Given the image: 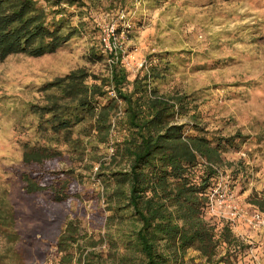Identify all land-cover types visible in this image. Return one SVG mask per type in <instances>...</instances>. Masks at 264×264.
Wrapping results in <instances>:
<instances>
[{
  "label": "trees",
  "instance_id": "1",
  "mask_svg": "<svg viewBox=\"0 0 264 264\" xmlns=\"http://www.w3.org/2000/svg\"><path fill=\"white\" fill-rule=\"evenodd\" d=\"M94 1L0 0V63L55 53L82 32L66 7ZM105 57L91 48L86 59ZM107 57L106 76L75 69L43 85L41 104H28L36 140L21 145L17 197L0 191V264H43L51 247L56 264H181L189 250L200 264H238L251 244L207 210L221 172L236 174L223 155L243 137L211 136L194 116L180 121L188 97L160 92L170 73L166 57H149L132 81L114 52ZM111 141L112 154L99 157ZM82 171L99 184L102 256L69 218L71 203L85 194ZM251 204L264 211V198Z\"/></svg>",
  "mask_w": 264,
  "mask_h": 264
},
{
  "label": "rangeland",
  "instance_id": "2",
  "mask_svg": "<svg viewBox=\"0 0 264 264\" xmlns=\"http://www.w3.org/2000/svg\"><path fill=\"white\" fill-rule=\"evenodd\" d=\"M86 4L80 9L66 7L75 15L73 25L83 22L82 32L55 53L40 58L13 55L0 63V191L8 190L13 197L19 193L21 145L36 140L38 123L27 106L42 103L43 85L78 68L106 76L109 52L120 58L132 81L141 62L164 56L171 67L160 92L188 97L187 113L180 121L189 122L194 116L211 136L243 137L223 155L239 175L227 169L218 180L233 199L207 215L234 220V234L251 244L238 264H264V228L252 230L239 217L240 210L264 213L251 204L253 198H264V0H124L121 4L96 0ZM105 37L110 39L111 51L102 41ZM91 48L102 51L105 60L89 63ZM112 143L99 146L98 156H109ZM82 172L88 177L85 194L81 202L71 203L69 218L79 222L86 244L96 243L94 252L102 256L107 247L98 240L104 234L106 214L96 199L99 184ZM45 253L43 264H56L54 248ZM200 262L197 253L189 250L181 264Z\"/></svg>",
  "mask_w": 264,
  "mask_h": 264
},
{
  "label": "built area",
  "instance_id": "3",
  "mask_svg": "<svg viewBox=\"0 0 264 264\" xmlns=\"http://www.w3.org/2000/svg\"><path fill=\"white\" fill-rule=\"evenodd\" d=\"M109 40H110L109 37H105L102 39L105 47L111 51V47L109 45ZM144 65H146L145 60L139 64V68H142ZM110 94L114 95V94H112V92ZM109 152H110V155L113 152V149L111 147L109 148ZM94 170L96 171V168H94ZM225 188H227V186L222 185L219 182L216 185V187L212 190V192L209 196L210 202H209L207 214H209L211 211H213L216 207L221 208L220 206L224 205L226 202L232 201L233 196L231 195L230 192H228V191L226 192ZM236 214H239V211L236 212ZM239 217L252 230H260V229L264 228V213H262V212H259L257 210H253L252 212L248 213L247 211L240 210ZM225 221L230 222V224L232 226L234 225V223H233L234 220H232V219H228V220L225 219Z\"/></svg>",
  "mask_w": 264,
  "mask_h": 264
},
{
  "label": "crops",
  "instance_id": "4",
  "mask_svg": "<svg viewBox=\"0 0 264 264\" xmlns=\"http://www.w3.org/2000/svg\"><path fill=\"white\" fill-rule=\"evenodd\" d=\"M257 242V241H256ZM259 246V245H258ZM261 246L264 247V242H261ZM260 248V247H258ZM264 258V257H263ZM264 260V259H263Z\"/></svg>",
  "mask_w": 264,
  "mask_h": 264
}]
</instances>
